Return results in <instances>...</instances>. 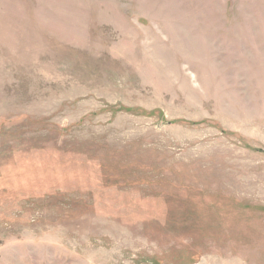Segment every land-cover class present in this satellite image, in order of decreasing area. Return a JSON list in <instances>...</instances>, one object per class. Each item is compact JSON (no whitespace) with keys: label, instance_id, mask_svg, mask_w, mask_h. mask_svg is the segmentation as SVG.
I'll list each match as a JSON object with an SVG mask.
<instances>
[{"label":"rangeland","instance_id":"obj_1","mask_svg":"<svg viewBox=\"0 0 264 264\" xmlns=\"http://www.w3.org/2000/svg\"><path fill=\"white\" fill-rule=\"evenodd\" d=\"M0 264H264V0H0Z\"/></svg>","mask_w":264,"mask_h":264}]
</instances>
